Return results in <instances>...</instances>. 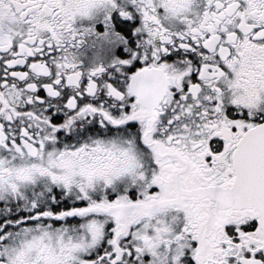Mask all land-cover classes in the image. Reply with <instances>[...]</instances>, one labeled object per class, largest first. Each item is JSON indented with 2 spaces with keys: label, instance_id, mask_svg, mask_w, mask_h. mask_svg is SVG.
<instances>
[{
  "label": "snow or ice",
  "instance_id": "snow-or-ice-1",
  "mask_svg": "<svg viewBox=\"0 0 264 264\" xmlns=\"http://www.w3.org/2000/svg\"><path fill=\"white\" fill-rule=\"evenodd\" d=\"M0 264H264V0H0Z\"/></svg>",
  "mask_w": 264,
  "mask_h": 264
}]
</instances>
